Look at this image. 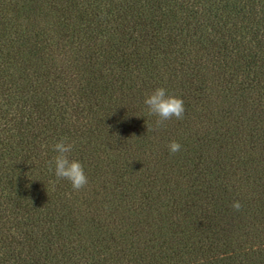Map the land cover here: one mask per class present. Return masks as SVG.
I'll return each instance as SVG.
<instances>
[{
	"label": "trees",
	"instance_id": "obj_1",
	"mask_svg": "<svg viewBox=\"0 0 264 264\" xmlns=\"http://www.w3.org/2000/svg\"><path fill=\"white\" fill-rule=\"evenodd\" d=\"M0 264H264V0H0Z\"/></svg>",
	"mask_w": 264,
	"mask_h": 264
},
{
	"label": "clouds",
	"instance_id": "obj_2",
	"mask_svg": "<svg viewBox=\"0 0 264 264\" xmlns=\"http://www.w3.org/2000/svg\"><path fill=\"white\" fill-rule=\"evenodd\" d=\"M143 103L147 107L149 115L157 118L155 121L157 127L163 126L166 121L173 118L177 120L183 119L185 114L183 99L168 93L164 87H156L147 93ZM148 130L149 126L147 125ZM167 147L170 154H175L180 151L182 146L173 139L168 142ZM52 149L56 155L52 160L48 161L49 171L54 170V175L57 179L69 181L75 191L84 188L88 184V177L85 174L84 167L80 161L69 158L73 144L61 139L52 145ZM232 207L239 210V202H233Z\"/></svg>",
	"mask_w": 264,
	"mask_h": 264
}]
</instances>
